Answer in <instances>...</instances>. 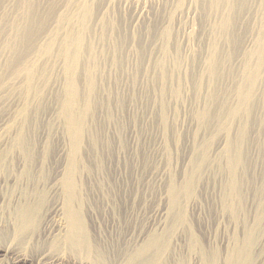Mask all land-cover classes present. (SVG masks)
I'll list each match as a JSON object with an SVG mask.
<instances>
[{"label":"rangeland","instance_id":"1","mask_svg":"<svg viewBox=\"0 0 264 264\" xmlns=\"http://www.w3.org/2000/svg\"><path fill=\"white\" fill-rule=\"evenodd\" d=\"M8 150L119 187L124 228L175 195L169 221L180 209L209 247L252 234L263 264L264 0H0Z\"/></svg>","mask_w":264,"mask_h":264},{"label":"bare ground","instance_id":"2","mask_svg":"<svg viewBox=\"0 0 264 264\" xmlns=\"http://www.w3.org/2000/svg\"><path fill=\"white\" fill-rule=\"evenodd\" d=\"M17 151L0 152V264H254L252 248L248 247L252 234L243 241L232 237L220 246L211 242L209 247L191 218L178 213L180 209L174 210L176 214L169 221L170 209L180 203L175 195L171 196L168 208L159 203L145 214L144 227L133 224L124 228L117 209L119 195L112 185L113 188L98 180V185L90 186L82 177L87 170L74 164L75 161L53 169L33 165L25 151ZM16 156L26 160L16 163ZM91 187L97 190L90 191ZM94 194L106 200L105 211L114 217L111 225L101 221ZM159 199L162 203L163 198Z\"/></svg>","mask_w":264,"mask_h":264}]
</instances>
